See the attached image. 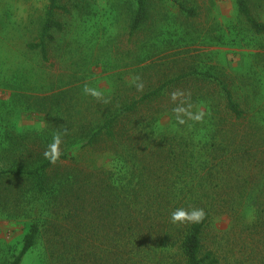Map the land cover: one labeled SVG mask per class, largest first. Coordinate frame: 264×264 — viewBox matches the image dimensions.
<instances>
[{"label":"trees","instance_id":"16d2710c","mask_svg":"<svg viewBox=\"0 0 264 264\" xmlns=\"http://www.w3.org/2000/svg\"><path fill=\"white\" fill-rule=\"evenodd\" d=\"M136 3L130 37L150 18L148 0ZM236 4L240 21L264 37L252 0ZM58 11L67 9L50 0L41 35L28 45L44 62L53 32L64 31ZM142 89L113 95L91 117L72 112L70 91L39 96L32 109L56 125L12 131L0 145V207L11 204V218L30 221L11 264H23L42 228L61 264H222L228 259L208 244L220 216L231 221L233 264H264V111L214 69L181 72ZM164 116L170 125L160 129ZM65 128L52 164L43 153ZM83 151L113 155L126 174L119 179L110 168H86ZM194 208L206 213L202 222H170L173 211Z\"/></svg>","mask_w":264,"mask_h":264},{"label":"rangeland","instance_id":"374dc122","mask_svg":"<svg viewBox=\"0 0 264 264\" xmlns=\"http://www.w3.org/2000/svg\"><path fill=\"white\" fill-rule=\"evenodd\" d=\"M178 2L196 15L181 11ZM60 3L67 12H56L55 19L64 31L53 32L55 42L44 62L28 45L41 35L50 0H0V145L9 142L12 131L39 132L56 125L32 109L39 96L67 90L72 112L100 116L105 103L85 95L86 84L108 100L116 94L137 95L149 82L191 70L225 72L239 97L264 111V37L240 21L236 0H148L149 21L133 37L129 27L136 0ZM252 10L264 22V0H252ZM169 125L164 116L159 128ZM80 157L86 168H110L119 179L126 174L123 163L109 153L83 151ZM12 209L11 204L0 207V264H11L20 253L30 225L28 218H11ZM252 218L247 213V220ZM230 229L231 221L220 216L209 231L208 244L228 259L222 264H233L236 246ZM48 240L42 228L23 264H61Z\"/></svg>","mask_w":264,"mask_h":264},{"label":"clouds","instance_id":"9594fccd","mask_svg":"<svg viewBox=\"0 0 264 264\" xmlns=\"http://www.w3.org/2000/svg\"><path fill=\"white\" fill-rule=\"evenodd\" d=\"M83 92L85 95H90L97 101H102L107 103L108 101L104 99L103 93L95 88L89 87L87 84L83 88ZM68 130L65 128L63 133L57 132L53 136L52 143L45 149L43 156L45 159L49 160L50 163L55 164L57 163L59 156H60V145L62 143V136L67 135ZM206 213L203 209H192V210H185V209H177L170 214V222L172 224L178 223H185V222H192V223H199L202 222Z\"/></svg>","mask_w":264,"mask_h":264}]
</instances>
